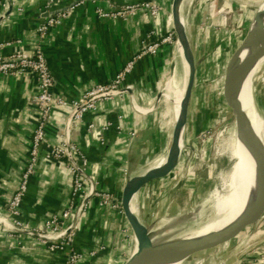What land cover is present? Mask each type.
Masks as SVG:
<instances>
[{"label": "crops", "instance_id": "obj_1", "mask_svg": "<svg viewBox=\"0 0 264 264\" xmlns=\"http://www.w3.org/2000/svg\"><path fill=\"white\" fill-rule=\"evenodd\" d=\"M138 1L141 0H54L49 5L48 0H0L8 5L3 8L0 4V16L6 14L5 19L0 18V43L5 44L0 54L32 53L41 45L54 79L55 95L69 101L79 99L93 86L112 81L144 43L164 33L172 0H160L164 11L158 16L139 10L123 20L100 17L97 12ZM189 1H185L188 6H197L196 14L187 22L197 61L196 79L206 78V61L211 62L206 50L216 46L218 40H211L206 47V0ZM233 2L236 6L237 0ZM71 5H76L71 14L41 39L38 26ZM209 18L213 20L211 14ZM173 58L170 44H164L156 54L142 56L125 79L133 89L99 101L97 109L71 129L72 141L89 158V178L98 189L112 192L118 200L116 205L102 206L98 198L89 199L78 221L75 240L84 255L80 264H124L133 252L132 232L119 201L128 180L165 153L168 133L160 95L172 75ZM37 92V80L32 74L0 75V213L10 220L13 218L7 211L8 204L20 185L36 128L38 111L33 98ZM69 111L55 106L48 127L49 141L59 143ZM193 160L181 155L170 175L148 183L137 193L136 215L153 232L159 223L181 222L204 201L206 178L194 172ZM175 178L186 182L181 192L174 188ZM73 181L66 159L42 154L22 202L24 224L37 231L45 229L47 219L70 203ZM229 186H224L225 192ZM237 186L236 180L232 187ZM260 243L218 264H264V235ZM93 250L97 253L91 256ZM66 260L67 252H51L37 236L13 232L0 223V264H66Z\"/></svg>", "mask_w": 264, "mask_h": 264}, {"label": "built area", "instance_id": "obj_2", "mask_svg": "<svg viewBox=\"0 0 264 264\" xmlns=\"http://www.w3.org/2000/svg\"><path fill=\"white\" fill-rule=\"evenodd\" d=\"M53 3L54 0H48L49 5ZM1 5L3 8L8 6L7 3H2ZM75 6L71 5L63 11L47 17L37 29L40 38L43 39L50 28L61 25ZM139 10H145L152 16H158L164 11V7L161 5L160 0H141L134 3H126L111 10L98 9L97 12L100 17L128 20L136 15ZM170 17L171 13H168L164 33L158 35L153 41L144 43L142 50L120 69L112 81L95 85L79 99L71 101L58 97L53 92L54 79L41 45H38L32 53L19 51L9 56L0 54V75L20 76L32 74L35 76L38 86V92L33 98L38 115L28 161L22 174L20 185L12 196L7 208L13 220L0 213V223L13 232L23 231L37 236L51 252H67L66 264H80L84 258L83 253L77 249L75 240L79 229L78 221L87 209L89 199L92 197L98 198L102 206L116 205L114 200H117L112 192L98 189L97 183L89 178V158L72 141L71 129L78 123L83 122L88 112L96 110L99 101L113 99L133 89V85L125 83V79L133 70L138 59L146 54H156L164 44L173 46L176 43V35ZM0 18L2 20L5 19L6 14H2ZM4 45V43H0V48ZM57 105L67 107L70 111L64 132L60 134L59 143H53L48 139V127L53 110ZM94 126V123L90 124L91 128ZM42 154L46 158L66 159L69 169L74 175V181L70 203L62 211L52 214L47 219L45 229L37 231L28 228L24 224L21 220V213L22 202L28 191L30 179L38 168ZM96 253L97 251L93 250L91 256L96 255Z\"/></svg>", "mask_w": 264, "mask_h": 264}, {"label": "rangeland", "instance_id": "obj_3", "mask_svg": "<svg viewBox=\"0 0 264 264\" xmlns=\"http://www.w3.org/2000/svg\"><path fill=\"white\" fill-rule=\"evenodd\" d=\"M263 2L264 0H242V2L237 0V5L235 6L233 0H206V47L207 43L211 42V40L213 42L215 39L218 42L216 46L206 50V56L211 61H206V78L201 77L196 79L187 128L184 133L182 155L187 160L194 158L191 166L196 167L194 170L196 174L201 173L206 178L207 194L204 202L195 206L194 212L189 213L181 222L159 223V226L154 231V236L160 243L177 240L184 236L186 232H191L205 221L210 220L214 214L213 206L216 196L226 193L224 187H222L208 200L216 188L221 185L223 175L230 169L233 163L231 155L226 148L233 136L234 118L222 96L221 77L227 62L248 35L255 14ZM195 7L197 6H188L187 2H184L182 15L187 22H190L192 14H196ZM208 8L210 10L207 11ZM209 14H211L213 20H210ZM190 40L192 41L191 37ZM175 42L177 43V39ZM176 43L173 45L174 53ZM192 44L194 43L192 42ZM212 58L214 59L213 62ZM258 61H255L253 68L245 78V83L248 81V85L249 83L252 84L256 79ZM263 89L264 80L259 81L255 89L256 110L264 122ZM230 91L232 93L231 89ZM232 95L243 104V100H239L238 98V92H234ZM165 160L162 164L165 163ZM242 179L243 174L237 176L234 181L237 180L239 184ZM172 181L175 184L174 188L179 189V192H181V188L186 186V182L183 179L177 182L175 178ZM243 194H245L244 198L238 200L242 205L237 209L238 213H236L235 220L244 212L245 207L248 204H253L257 198L258 186L255 187L254 179L251 178L249 180L248 185L243 189ZM226 216L218 226L213 227L212 233L221 232L234 222L231 221L230 214V219L228 224H226ZM263 233L264 222L244 244L237 246L234 240L224 250L216 249L201 252L185 259L182 264H218L224 256L225 261L231 260V256L234 257L244 251V249L246 250L251 246L259 244L264 235ZM134 239L132 234L135 248ZM260 245L263 244L260 243Z\"/></svg>", "mask_w": 264, "mask_h": 264}, {"label": "water", "instance_id": "obj_4", "mask_svg": "<svg viewBox=\"0 0 264 264\" xmlns=\"http://www.w3.org/2000/svg\"><path fill=\"white\" fill-rule=\"evenodd\" d=\"M185 1L186 0H172L171 16L176 39L181 44L188 63L187 85L180 112L171 135L165 163L144 175L131 177L126 184L121 200L119 201L127 224L134 238L137 240L138 245V253L136 254L135 252H132L131 256L124 264H152L156 261L166 259L185 260L208 250H224L229 247L230 242L234 240L236 241L235 244L239 246L247 242L264 222V149L261 142L255 137V132L250 126L246 113L239 105L238 101L233 97L228 83V76L230 73L242 70L264 56V44L261 46L259 43L251 41L249 38L250 33H248L241 45L236 49L227 62L221 77V87L224 102L231 110L234 122L236 123L237 132L252 149L258 162L257 166L254 163L259 173V179L257 180V178H254L255 187L258 186V209H256L251 216L246 218L240 225L221 235L193 240L179 238L164 243L158 242L155 239V233L152 229L145 223L141 222L138 216L130 209L129 202L132 196L137 194L148 183L163 179L170 175L177 167L182 155L183 147L180 149V139L182 137V132L188 123L190 104L196 85L197 73V61L193 45L190 40L188 29L185 27L182 20V7ZM247 42L251 43L253 53L241 63L234 64L239 50ZM114 201L117 202L118 200Z\"/></svg>", "mask_w": 264, "mask_h": 264}, {"label": "bare ground", "instance_id": "obj_5", "mask_svg": "<svg viewBox=\"0 0 264 264\" xmlns=\"http://www.w3.org/2000/svg\"><path fill=\"white\" fill-rule=\"evenodd\" d=\"M170 20L171 23L173 24L172 16L170 17ZM182 20L185 27L187 28V21L183 16H182ZM249 33H250L249 38L251 39V41L259 43L261 46L264 44V2L259 6L255 14ZM252 53H253V47L251 46V43L250 42L245 43L239 50L235 58L234 64L241 63ZM173 60H174V68L172 75L168 78L166 83H164V87L160 95V100L164 105L163 124L164 127H166L168 133L166 150L162 157H160L155 162L145 166L140 171L139 175H144L149 171L159 167L160 164H162V162L167 157V151H168L171 135L173 132L176 119L180 112V108L188 80V63L183 53L181 44L178 41L176 43ZM254 64L255 62H253L252 64H250L249 66H247L242 70L230 73L228 76V83L230 89L232 90V94H234V92L236 93L238 92L239 100H243V104L238 100L237 101L244 110V112L246 113L250 126L252 130L255 132V137L261 142L264 149V122L261 116L258 114L255 106L256 86L259 81L264 80V56L262 57V59L260 58L258 61V71L256 72L255 81L252 84L249 83L248 85V81L247 83H245V78L253 68ZM186 128L187 125L185 126L182 132V137L180 139V149L183 147L184 144V133ZM226 149L229 151L233 163L230 169L223 175L221 185L218 188H216V190L213 192V194H211L208 200H210L212 196H214L222 187L226 185H230L228 191L222 195L216 196L214 201L215 203L213 206V211H214L213 217L210 218V220L205 221L203 224H201L193 231L186 232L184 236L181 237L182 239L193 240V239H202V238L221 235L240 225L246 218L251 216V214L259 207L257 201L258 199V195H257V198L254 201V203L251 205L248 204V206L245 207L244 212H242V214H240L237 220H235L236 213H238L237 209L242 205L241 202H239L238 200L242 195L243 189L245 188L246 185H248L249 180L251 178L253 179L257 178V180L259 179V173L256 168L258 163L256 156L252 151V149L245 142V140L238 134L235 122H234L233 136ZM254 163L256 164V166L254 165ZM241 174H243V179L240 181L237 187L233 188L232 182L237 176ZM129 205L132 212L136 214L137 194L132 196ZM230 214L232 219L231 221L234 222L230 226H228L225 230L221 232L212 233L213 227L218 226L223 221L226 215L227 216L225 219V223L228 224V221L230 219ZM133 252H135L136 254L138 253V245L136 239H135V248ZM183 261L184 260L182 259H166V260L156 261L152 264H182ZM223 261H225V256L223 257Z\"/></svg>", "mask_w": 264, "mask_h": 264}]
</instances>
